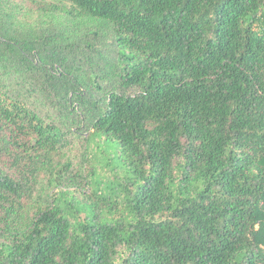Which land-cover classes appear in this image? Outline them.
Returning <instances> with one entry per match:
<instances>
[{
	"label": "trees",
	"instance_id": "trees-1",
	"mask_svg": "<svg viewBox=\"0 0 264 264\" xmlns=\"http://www.w3.org/2000/svg\"><path fill=\"white\" fill-rule=\"evenodd\" d=\"M0 264H264V0H0Z\"/></svg>",
	"mask_w": 264,
	"mask_h": 264
},
{
	"label": "rangeland",
	"instance_id": "rangeland-1",
	"mask_svg": "<svg viewBox=\"0 0 264 264\" xmlns=\"http://www.w3.org/2000/svg\"><path fill=\"white\" fill-rule=\"evenodd\" d=\"M64 159L71 160L74 170L79 179V186L73 183V187L80 191V196L90 197L94 200L96 196L109 195L113 199L112 212L107 213L108 218H115L124 210L122 200L124 198V186L133 180L131 173L127 171L123 164L119 145L110 141L109 143H98L93 141L89 143L87 154L84 153L82 140L80 137L73 135ZM100 148L105 150L104 156L100 153ZM82 153L85 154L86 160L79 168L78 162ZM89 175V176H88ZM90 181L86 184V181ZM85 183V184H84ZM132 190L135 186L130 183L127 185ZM116 200V202H115ZM82 210V209H81ZM80 210V211H81ZM81 211L80 215H84Z\"/></svg>",
	"mask_w": 264,
	"mask_h": 264
}]
</instances>
